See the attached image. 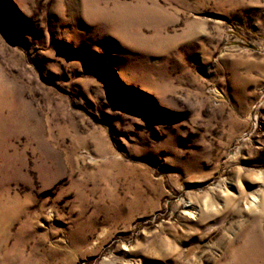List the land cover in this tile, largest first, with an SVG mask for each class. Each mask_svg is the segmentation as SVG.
<instances>
[{
  "label": "rangeland",
  "instance_id": "1",
  "mask_svg": "<svg viewBox=\"0 0 264 264\" xmlns=\"http://www.w3.org/2000/svg\"><path fill=\"white\" fill-rule=\"evenodd\" d=\"M0 264H264V0H0Z\"/></svg>",
  "mask_w": 264,
  "mask_h": 264
},
{
  "label": "bare ground",
  "instance_id": "2",
  "mask_svg": "<svg viewBox=\"0 0 264 264\" xmlns=\"http://www.w3.org/2000/svg\"><path fill=\"white\" fill-rule=\"evenodd\" d=\"M256 199H257L256 196H253L251 200H252V202H254ZM189 214H190V213H189ZM190 215H191V214H190Z\"/></svg>",
  "mask_w": 264,
  "mask_h": 264
}]
</instances>
